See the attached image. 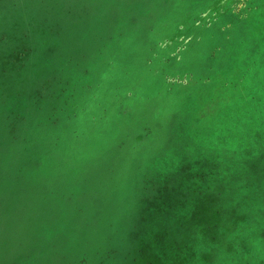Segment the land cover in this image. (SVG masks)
I'll list each match as a JSON object with an SVG mask.
<instances>
[{
    "label": "rangeland",
    "instance_id": "obj_1",
    "mask_svg": "<svg viewBox=\"0 0 264 264\" xmlns=\"http://www.w3.org/2000/svg\"><path fill=\"white\" fill-rule=\"evenodd\" d=\"M228 251L264 264V0H0V264Z\"/></svg>",
    "mask_w": 264,
    "mask_h": 264
},
{
    "label": "crops",
    "instance_id": "obj_2",
    "mask_svg": "<svg viewBox=\"0 0 264 264\" xmlns=\"http://www.w3.org/2000/svg\"><path fill=\"white\" fill-rule=\"evenodd\" d=\"M236 257H238V255ZM237 259L239 260V258H237ZM224 260H225V262L232 264V262H234L233 255L228 251V254L225 256ZM238 262L240 263L241 261L239 260ZM221 263H222V258L219 259V264H221Z\"/></svg>",
    "mask_w": 264,
    "mask_h": 264
}]
</instances>
